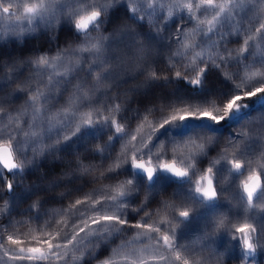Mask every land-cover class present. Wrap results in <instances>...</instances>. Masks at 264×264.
Listing matches in <instances>:
<instances>
[{
  "label": "trees",
  "instance_id": "1",
  "mask_svg": "<svg viewBox=\"0 0 264 264\" xmlns=\"http://www.w3.org/2000/svg\"><path fill=\"white\" fill-rule=\"evenodd\" d=\"M96 2L99 5L94 4ZM105 3L106 0L86 3L77 15L71 17L69 23L68 16L72 8L76 9L78 5L77 0H74L67 8L58 10L51 28L60 32L65 28L72 31L78 16L93 9L100 11L102 18H110L107 14L121 4L109 7L105 13L102 7ZM261 3L253 1L244 10L238 9L235 15H231V20L222 18L215 25L213 34L199 36L197 30L198 34L194 37L192 31L197 29V21L203 20L204 6L197 9L196 18L186 11L180 15L172 11L171 17L161 16L159 24L152 30H137L128 22V18L124 15L120 17L122 12L115 13L110 18L114 22L111 29L103 36L112 37L106 42L109 45L107 55L121 56L123 62L110 59L107 65L111 75L107 78L96 81L97 74L94 73L82 79L87 83L85 92L98 98L96 106L102 112L101 116L105 119L107 114V118L116 121L115 128L120 125L124 132L107 139L106 130L99 129L105 124H99L95 132L87 133L74 150L65 153V156L57 155H63L59 160L54 159L53 155L60 152L59 149L66 148L67 141L58 136L60 134L44 132L41 144L37 146L39 148L26 159H20L21 168L13 170L17 182L26 173L37 176L32 177L33 182L28 186H16L12 192L5 191L8 174L0 166L1 261L14 264L9 259L13 255L9 252L10 248L42 247L47 251V245L41 243L44 240L54 245L66 244L57 234L69 231L74 217L79 213H86L84 219L91 225L89 216L95 213L89 211L92 201L103 200L106 195L115 196L119 191L130 192L123 201L125 215L121 218L126 219L128 225L147 223L149 228L131 227L121 233H114L104 243L93 241L92 244H85L80 251L69 246L70 256L80 257L79 260L64 257L62 248L61 259L44 260L38 264H63L64 260L67 264H104L105 261L133 264L134 260L139 264L128 253L132 249L145 248L149 249L142 256L146 264H164L159 260L161 255L173 257L168 264H183V259H189L193 264H243V260L251 259L253 255L245 256L243 234L235 229L243 223L251 224L255 229L250 232L252 242L264 244V193L254 198L252 207H248L243 192V181L255 169L253 165L249 167L248 162L264 158V99L244 97L243 94L264 86V78L253 75L264 72V56L252 46L238 59L227 58L229 55L238 56V50L245 47L243 41L248 35L255 37V41L249 42L250 45L264 48L262 34L256 33L258 27L251 22L254 17L260 21L256 13L264 9V2ZM252 5L255 7H250ZM2 6L6 5L0 2L1 16L9 18L20 15L18 7L12 6L6 14L2 12ZM189 15L192 16L191 20ZM42 30L35 35L30 34L31 38L41 36ZM203 30L206 32L205 28ZM185 32L186 36L183 35ZM82 39L81 36L79 40H70V57L74 56L71 51L80 46ZM134 39L142 42L146 49L143 60L137 51L138 45L133 43ZM180 39L188 43L194 40L200 44L194 52H203V55L197 58L193 50H188L185 55H176L180 48L177 41ZM32 50V46H26L13 51V58L0 65V73L3 70L0 74V97L5 99L4 103H0V118L7 125H15L20 121L23 108L31 104L29 97L37 95V89L43 92L39 84L34 82L38 79V69L43 65L36 63L40 57L34 56ZM210 54L216 57L218 68L207 63ZM220 57L226 58V62H221ZM201 64L209 67L202 87L184 81V77H190L192 71ZM153 71L159 79L150 81L148 76ZM176 72H180L182 78H177ZM235 85H240L239 90L235 89ZM17 88H23L24 91L16 92ZM234 95H241L243 98L237 103L246 106L229 119L219 123L189 120L182 126L160 128L165 119L170 120L174 115L179 117L188 112L208 110L214 115H223L224 106ZM36 103L42 108L43 98H39ZM3 141L0 138V144ZM47 145H54L50 155ZM199 145L204 146L202 153ZM219 149L223 150L226 157L240 160L244 169L243 174H240L232 169L233 160L223 162L221 169L211 174L217 199L209 203L202 201L200 194L195 191L198 181L202 185H206V182L196 178L194 168H210L211 164L207 161L211 158L207 156V150ZM241 151L244 155H241ZM133 158L136 163H143L144 169H156V179L149 181L146 171L133 165ZM162 164H174L177 168L187 169L188 175L178 177L165 172L160 168ZM109 168L115 171L109 172ZM128 180L132 181V185L126 183ZM76 200H87V203L75 205ZM73 205L74 208L71 207ZM142 205H146L143 210ZM184 211L189 213L187 218L180 216ZM145 213L149 215L142 220ZM154 229H159V232H154ZM133 233L140 234L139 240L131 238ZM165 234L184 246L176 249L181 254V260H174V253L164 250L162 237ZM9 235L22 243L12 245L7 240ZM79 235L83 237L85 234ZM157 237L161 238L159 242ZM125 243L128 247L120 248ZM117 249L119 255L115 254ZM101 250L103 254L97 255ZM5 252H8V256L4 255ZM89 252L92 254L88 255ZM255 253L258 264H264V247H258ZM23 264L31 262L25 261Z\"/></svg>",
  "mask_w": 264,
  "mask_h": 264
},
{
  "label": "snow or ice",
  "instance_id": "2",
  "mask_svg": "<svg viewBox=\"0 0 264 264\" xmlns=\"http://www.w3.org/2000/svg\"><path fill=\"white\" fill-rule=\"evenodd\" d=\"M253 0H239V3L236 2V0H233L231 5H229L228 0H225V2L217 4L215 0H201V3L197 5V7L207 6L208 8L212 9H219V11L216 12L215 16H213L212 20L206 21V23L210 26L208 28V32H212L215 28V23L220 18L231 20V8H246L250 3H252ZM120 3V0H106V3L102 6L104 9V12L107 13V10L109 7H112L115 4ZM175 7H181V5L177 4ZM189 12L192 10V4L186 5ZM12 8L11 4H7L6 6H2V12L3 13H9L10 9ZM39 10V11H38ZM26 12L30 14H38L40 19H44L45 13L49 11V8H46L43 3H41L38 6H32L27 7L25 9ZM79 9H73L68 16V21L71 23V17L77 15ZM135 11V9H133ZM261 13H264V9H261L257 11V15H261ZM223 14V17H222ZM169 17L173 15L171 9L168 13ZM189 19H192V16L189 15ZM107 22L106 18H102L101 12L93 9L90 12H87L84 15H79L78 18L75 20V23L73 25L74 31L83 37L84 44L77 46L76 48L72 49V52L75 57L74 59H68L66 62L65 69L62 73H58L56 77V83H60L61 80L64 84H70L71 80L70 77H73L77 72L79 71H86L89 75H91L94 68H100L102 71L100 73H97L95 79L96 81H99L103 78H107L109 75H111V69H105L104 65L109 62L110 59H116L123 62V57L121 56H108V48L109 45L108 41L112 39L111 36H103L100 35L99 37L92 38L91 32L97 31L100 32L101 27ZM205 21H197V29H193L192 36L198 34L199 32H203V28H200V25L204 24ZM91 26V28H90ZM34 30V29H33ZM250 31V29H249ZM256 33H261V39H264V23H260L259 27L255 29ZM239 32V29L237 30ZM207 35V33H204ZM157 35H159V31L157 32ZM183 35H187L185 32ZM93 39L95 42H92ZM169 39H171L169 37ZM223 39V37L221 38ZM250 41H255V37L253 35H248L246 39H244L243 43L245 47H242L238 50V56L232 57L229 55L227 59H238L240 55H242L248 47L255 46L257 49V53L264 56V48H260L259 45H250ZM134 44L138 45L137 51L140 55V59H144V54L146 52V49L142 42H139L137 40H133ZM177 43L180 45V48L175 53L176 55H185L188 50H193V54L195 57L199 58L203 55V52H194V49L196 47H200L201 45L196 43L194 40L191 43L185 42V40L180 39L177 41ZM181 49L184 51L182 52ZM68 51L67 49L61 50L58 52L56 57H53V61L62 59L64 52ZM88 58H92L90 61ZM216 57L214 55H209L208 58V64H210L212 67L218 68L219 65L215 63ZM221 62H226V58L220 57ZM31 63V62H29ZM36 63L38 65H45L50 66L48 59L45 57H40ZM88 64V67L85 68L84 65ZM245 67H250V65H245ZM143 71V69H141ZM206 69H201V72H205ZM177 78H182L180 72H176ZM255 76H259L261 78H264V72H256L253 73ZM148 79L150 81H155L159 79L156 72H151L148 76ZM168 79L167 77L165 78ZM49 83H52V78L50 77ZM192 84L200 85L202 83L200 78H197L195 80L190 81ZM75 92L73 96L69 97V100L67 103L71 106V112L70 115L73 119L76 118L77 113L79 112L80 108L82 107H89L96 111L97 115L100 114V110L96 109L94 106L96 103H98V98H95L93 95H90L89 93H86L83 91V85L82 84H76L75 86ZM236 90H239L240 85L234 86ZM16 92H23V88H17L15 90ZM91 91V90H90ZM56 93H52L51 89L49 90V93H42L37 89V95L30 96L29 97V103L32 105H35L37 100L39 98H43L45 104L49 103L50 99L56 98ZM244 97H255L257 99H264V86L256 87L254 90H249L244 92ZM243 97L241 95H234L231 99L228 100L227 104L223 108V115L217 116L214 115L212 112L208 110L199 111L197 112H188L185 115L182 116H172L171 119H165L163 124L160 125V128L163 129L166 126H182L185 122L189 120H208L213 123H219L220 121H224L225 119H229L234 115H237L243 107L246 105H241L237 103L240 101ZM5 99L3 97H0V103H4ZM117 110H119V106H117ZM39 109L33 108L34 115L39 114ZM68 110L65 109L63 113L60 114L61 119L58 121L59 126L63 127V120L64 117L67 116ZM26 115V113H25ZM91 112L89 113H83L80 116L82 124L85 125H92L94 121H92L90 118ZM99 123L105 124L108 126H111L112 124H115L116 121L114 119H109L105 117L103 121H100ZM52 123L51 120H49V128L48 131L51 130ZM79 127H77L76 131L79 132ZM17 131H20V129H17ZM116 133H123L124 128L120 125L116 126L115 129ZM75 135V133H73ZM9 136L11 134L9 133ZM70 139L69 136H64V140L68 141ZM111 139V137H110ZM135 139V137H133ZM59 143V141H57ZM54 147V145L52 146ZM201 150V153L203 152V145L198 146ZM250 151V149H249ZM241 155H244V152L241 151ZM0 163H2V166L5 169L13 170L20 167L19 165L13 163L12 161V153H11V140H9L7 143L0 144ZM133 165L138 169H144L143 163H136L135 158H133L132 161ZM252 161L248 162L249 167L251 166ZM232 169L236 172H239L240 174H243L244 165L241 163L240 160H233L231 161ZM160 168L164 169L165 172H171L175 176L178 177H186L188 175L187 169H181L177 168L174 164H162L160 165ZM262 171H264V165L261 166ZM147 173V179L149 181H153L156 179L154 177V172H156V169L154 168H147L144 169ZM109 172H114L115 169L109 168ZM212 172V168L208 169V173ZM201 180H206V185H202L200 181L197 182L195 191L196 193L200 194V198L202 201L205 202H213L217 199V191L213 187V181L211 176H204L201 177ZM128 185H132V181L128 180L126 182ZM7 187L11 190L12 184L9 183ZM93 192L95 193L96 190L94 189ZM243 192L246 194L247 197V205L248 207H252V202L254 195H256L258 192L264 193V184H262V172H258L256 170L250 171L247 178L243 181ZM130 195V192L127 191H119L117 195H106L103 200H93L92 201V207H90L89 211L95 212L97 214L103 213L106 211H111L113 208L116 209V212L119 214H113V215H106L101 214L99 215V218H92L91 219V225H95V228L93 229L91 225H89L86 222V219L84 217L86 216V213H79L74 217V222L72 224V227L69 231L63 233L62 235L58 233L60 239L65 240L66 244H56L54 245L49 240H44L41 243L44 245H47V251H45L42 247H29L27 249L20 247L18 249H9V252H12L13 255L9 257L11 261L14 262V264H23V262H31V264H38L40 261L44 260H52V259H61V249H64L63 256L68 257L69 259L73 260H79L80 257H74L69 255L68 248L71 246L72 249L75 251H80L81 248L85 246V241H87L88 244H92L93 241H99L100 243H104L110 236H112L114 233H121L125 230H129L131 227H134L136 229L141 228H149L150 226L147 223H136L135 225H128V221L126 219L121 218L123 215H125V206L123 204V201L126 200ZM120 201L117 203V201ZM87 203V200H76L75 205H84ZM75 205L71 206L72 208L75 207ZM105 205H108L109 207H105ZM98 206V207H97ZM146 205L141 206V210H143V207ZM148 213H145V217H142L141 219H145L148 217ZM181 217L187 218L189 216V213L187 211L180 213ZM11 224V222L9 221ZM223 222H221L222 224ZM83 224V226H81ZM78 229V232H77ZM154 232H159V229H154ZM236 232H239L243 234V248L245 249V256H252L255 254L258 247H264V244H261L260 242H257V244H254L250 237V232L255 231L253 226L249 223H243L239 227L235 229ZM79 233H84L85 235L81 237ZM174 235V234H173ZM3 237L0 236V240H2ZM161 238L157 237V241L159 242ZM8 242H10L12 245H19L22 242L20 240H16L13 238V236L9 235L7 237ZM163 241V247L166 252L174 253V260L179 261L181 260V254L180 252L176 251L177 248H184L183 245H180L176 242H174L173 238L169 235L165 234L162 237ZM97 245H93V247H96ZM3 245H0V248H2ZM128 245L122 244L120 248H127ZM186 250V249H185ZM149 251L148 248L145 249H132L128 255L135 257L136 260L139 261V264H146V262L142 259L143 254L147 253ZM88 255H91L92 253H87ZM115 254L119 255L120 251L119 249L115 250ZM5 256H8V252L4 253ZM173 257L171 255L169 256H163L161 255L159 257V260L164 262V264H168L169 260H172ZM4 264H7V262H4ZM63 264H67V261L64 260ZM104 264H112L111 261H105ZM133 264H136V261H133ZM183 264H193L192 261L189 259H183ZM198 264V262H197Z\"/></svg>",
  "mask_w": 264,
  "mask_h": 264
},
{
  "label": "rangeland",
  "instance_id": "3",
  "mask_svg": "<svg viewBox=\"0 0 264 264\" xmlns=\"http://www.w3.org/2000/svg\"><path fill=\"white\" fill-rule=\"evenodd\" d=\"M95 1L98 0H84V1L77 0L78 8L76 7V9L81 10L82 6L85 5L86 3H93ZM253 1L259 2V4H262L261 2H264V0H253ZM0 2H2L5 5L11 4L12 6L18 7L20 9V15L14 17L8 18L0 15V45H1L0 65L1 63H5L6 61L13 58L14 56L13 51H17L22 47L32 46L33 47L32 51L34 53V56L45 57L46 59H48L50 65V66L43 65L41 66V68L38 69L36 74L38 79L35 80L34 82L36 83V85L39 84L40 90H43L42 93H49V90L51 89L52 93L57 94L56 98L50 99L49 103L47 104H45L43 100V106H42L43 109L39 108L37 103L35 105L28 104L26 108L25 107L23 108L24 112L20 117V121L15 125L13 124L7 125L6 123H4V120L0 118V138L4 140L3 141L4 143H7L9 140H11V150L14 155V160L16 164L20 166V159H26L34 150H37L39 148L37 146L41 144L40 139L43 136L42 134L44 132L56 133L57 135L60 134L58 136H62V137L69 136L70 139L67 141L66 148L62 150L59 149L60 152H56V154L53 155L54 159L59 160L65 153L74 150L75 146L81 143L82 139L87 133L95 132L97 126L101 124L99 122L102 119H104V116L103 117L101 116L102 112H100V114L97 115L96 111L89 107L80 108L75 119H73L70 115L71 106L69 105V103H67V101L69 100V97L73 96L75 92L74 86L76 84L82 83L83 91L85 92V89L87 88V83L82 79V77L83 76L86 77V75H89L86 71H79L73 77H70L69 78L71 80L70 84H64L62 80L60 83H56L57 74L62 73L64 71L67 60L77 58L75 56L72 57L69 56L70 48L68 47V43L70 42V40H75V39L79 40L81 36H79L74 30L68 31L67 28L63 29L64 30L63 32L51 28L52 20L56 16L58 10L61 11L62 9L67 8L71 3L74 2V0H0ZM215 2L217 4H220L225 2V0H215ZM232 2L233 0H228L229 5H231ZM236 2L239 3V0H236ZM41 3H43L46 8H49V11L45 13L43 20L39 18L38 14H30L25 11L27 7L38 6ZM120 3L121 4L118 7L115 6L114 8H112V11L109 14H107V16L112 18L115 15V13L122 12L123 14H121L120 17L124 15L125 18H128L127 19L128 22L137 30H152L157 24H159L161 16H169L168 13L170 9L171 11L174 12L176 11L177 15H180V13L186 11L189 14H194V17L196 18L198 14L197 9L201 8V7H197V5L201 3V0H122V2ZM94 4L99 5L98 2ZM177 4L181 5V7H175V5ZM188 4H192L193 6L191 12H189V10L186 7V5ZM250 7H255V6L252 5ZM133 9H135V11H133ZM238 9H240L241 11V8H231V15L232 14L235 15V13L238 12ZM202 11L204 13L202 21H205V23L200 25V28H205L206 32H199V36H205L204 33L213 34L212 32H208V28L210 26L206 23V21L212 20L213 16H215L216 12L219 11V9H212V8H208L207 6H204ZM258 17L260 18V21L256 17H254V20L251 21L252 23H254V26L257 27H259L260 23H264V14H261ZM110 18H106L107 22L101 27L100 32H96V31L91 32L92 38L99 37L98 33H101L103 35V33L109 32L111 26L114 23V22L112 23V20ZM182 18L184 19V15ZM221 19L222 18H220L217 22H214L215 25ZM41 28L43 29L42 30L43 34L41 36L31 38L30 34L35 35V33H39ZM47 34H51V35L44 36ZM92 42H95V40L93 39ZM83 44H84V40L82 39L80 40V45ZM4 49L8 51H5ZM65 49H67L68 51L64 52L63 58L53 61L52 58L56 57L58 52ZM71 55L74 54L71 53ZM88 59L90 61L92 58H88ZM84 67L87 68L88 64H85ZM108 67L109 66L107 64L104 65L105 69H107ZM201 69H206V71L201 72ZM101 71L102 69L100 68H94L91 74L94 73L97 74L100 73ZM208 71H209V67L207 65L201 64L197 68H195L194 71H192L190 77H184L185 79L184 81L193 85L192 83H190V81L200 78L202 83L200 85H196V84L194 85L201 88L205 81L206 74ZM50 77L52 78L51 84L49 83ZM34 107L40 110L38 115H34L33 113ZM94 107L96 109H99V107L96 106V104ZM65 109L68 110L69 114L64 117L63 127H60L58 121L61 119L60 114L63 113ZM89 112H91V115L90 117H86V118H90L92 121H94V123L92 125L82 124L80 119L81 114L89 113ZM105 115L107 117V114ZM49 120H51L52 123V127L50 131H48ZM77 127H79L80 129L79 132L76 131ZM17 129H20V131H17ZM99 129L106 130L105 135L107 139L113 135L120 136V133H116L115 131L116 129L115 124H113L112 126L101 125ZM9 133L11 134V136H9ZM73 133H75V135H73ZM46 149L50 151L52 150V147L50 145H47ZM51 152L52 151H50L49 155L51 154ZM61 154H63L61 157L57 156ZM207 156L211 158L208 159L207 162L211 164L210 168H212V172L208 173L209 168L207 169L204 167L203 169L200 168V170H197L199 169V167H195L194 175L198 179L201 178V176L204 177L205 175L211 176V174H215L217 171L221 169L220 166L223 162L225 163V161L227 160L229 161L233 160L231 157H226L225 155H223V150L221 149L216 151L207 150ZM251 165L255 167V169L253 170L262 172V184H264V171H262L261 168V166L264 165V158L261 159L259 158L252 161ZM3 170L6 174H8V180L7 182H5L6 185L5 191L7 192L15 191L16 186H20V187L28 186L29 183L33 182L32 177L37 176L36 174H32L31 176V174L26 173L25 175L22 176V178L20 177L19 181L17 182L14 177L16 173L15 174L13 173L14 169L5 170L3 168ZM211 178L213 181L212 176ZM205 182L207 183L206 180ZM9 183H11L13 186L12 191H9L7 187ZM213 187H214V183H213ZM260 193L261 192H258L256 195H254V198H258ZM103 214L113 215L119 213H117L116 209L114 208L111 211L104 212ZM99 215H101V213L99 214L93 213L92 215L90 214L89 216L90 220L92 218L98 219ZM139 235L140 234L138 233H133L131 238L133 240H139L138 239ZM85 244H88L87 241H85ZM102 254L103 252L101 250L97 255L100 256ZM112 260L114 261L115 259L112 258ZM4 262L6 261L2 262L0 259V264H4ZM258 262L259 261H257V253H255V255H253L251 259L243 260V264H258ZM7 264H12V263L7 262Z\"/></svg>",
  "mask_w": 264,
  "mask_h": 264
},
{
  "label": "water",
  "instance_id": "4",
  "mask_svg": "<svg viewBox=\"0 0 264 264\" xmlns=\"http://www.w3.org/2000/svg\"><path fill=\"white\" fill-rule=\"evenodd\" d=\"M11 153H12V161H13V163H15L16 164V162H15V160H14V155H13V152H12V150H11ZM0 165L2 166V163H0ZM3 167V166H2ZM4 168V167H3ZM5 169V168H4ZM6 170V169H5ZM9 189V188H8ZM9 191H12V189L10 190L9 189Z\"/></svg>",
  "mask_w": 264,
  "mask_h": 264
}]
</instances>
